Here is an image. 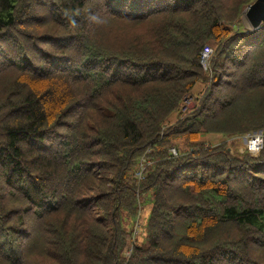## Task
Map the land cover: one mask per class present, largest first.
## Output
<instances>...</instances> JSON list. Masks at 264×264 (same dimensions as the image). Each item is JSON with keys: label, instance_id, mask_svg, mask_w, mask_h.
I'll return each instance as SVG.
<instances>
[{"label": "trees", "instance_id": "obj_1", "mask_svg": "<svg viewBox=\"0 0 264 264\" xmlns=\"http://www.w3.org/2000/svg\"><path fill=\"white\" fill-rule=\"evenodd\" d=\"M255 1L0 0V264H264Z\"/></svg>", "mask_w": 264, "mask_h": 264}, {"label": "rangeland", "instance_id": "obj_2", "mask_svg": "<svg viewBox=\"0 0 264 264\" xmlns=\"http://www.w3.org/2000/svg\"><path fill=\"white\" fill-rule=\"evenodd\" d=\"M241 28H247V29L251 28V25L249 24V22L245 18V15H243V23L241 25ZM210 59L211 58H209V62H208V70L210 69ZM208 70L205 69V71H207V72H208ZM210 84H211V82L198 83L193 88V91L190 93V100L185 102L186 107L189 109L194 108L196 105V102H197V98L201 96L204 89L207 88ZM176 117H177V114L171 116L170 119L173 120V119H176ZM258 134H260V135L262 134L264 136L262 131H258L255 133H247L245 135H230V136H224L221 134H201L199 141L209 143L210 145H219L221 143L226 144L227 148L231 154H233L236 157L242 158L243 153L247 152V144H248L249 139L252 136L258 135ZM180 146L183 148L186 147V145L184 143H181ZM250 155L256 157L259 154H250ZM142 163H145V160H143ZM146 165H147L146 163L142 165L144 167V169L147 168ZM147 210H149L148 207L144 208L141 214L147 215L149 212ZM141 239H142V237L140 236V240Z\"/></svg>", "mask_w": 264, "mask_h": 264}, {"label": "built area", "instance_id": "obj_3", "mask_svg": "<svg viewBox=\"0 0 264 264\" xmlns=\"http://www.w3.org/2000/svg\"><path fill=\"white\" fill-rule=\"evenodd\" d=\"M213 53V49L211 46L207 45L203 52H202V65L205 69L208 68V62H209V58L210 56L212 55ZM190 99H186L185 101H188ZM251 136V135H250ZM263 144H264V136L261 134H258V135H254L252 136L249 141H248V144H247V151L250 153V154H258L261 149L263 148ZM171 153L172 155H177V150L176 148H172L171 149ZM144 170V167L139 170V172L137 173L138 176L140 178L143 177V174H142V171Z\"/></svg>", "mask_w": 264, "mask_h": 264}, {"label": "water", "instance_id": "obj_4", "mask_svg": "<svg viewBox=\"0 0 264 264\" xmlns=\"http://www.w3.org/2000/svg\"><path fill=\"white\" fill-rule=\"evenodd\" d=\"M245 18L253 30H257L264 22V0H256L245 11Z\"/></svg>", "mask_w": 264, "mask_h": 264}]
</instances>
